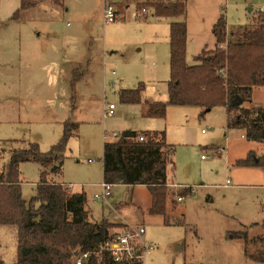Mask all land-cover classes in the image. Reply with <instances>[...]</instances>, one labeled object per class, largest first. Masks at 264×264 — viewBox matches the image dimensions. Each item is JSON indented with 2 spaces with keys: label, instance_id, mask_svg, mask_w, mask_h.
Wrapping results in <instances>:
<instances>
[{
  "label": "rangeland",
  "instance_id": "374dc122",
  "mask_svg": "<svg viewBox=\"0 0 264 264\" xmlns=\"http://www.w3.org/2000/svg\"><path fill=\"white\" fill-rule=\"evenodd\" d=\"M47 1L50 9L36 2L35 7L22 10L21 0H0V173L12 151L31 144L40 153L51 151L67 123L69 134L59 153L61 172L48 174V180L86 185L82 190L91 223L104 219L143 226V240L152 243L154 250L142 264H262L250 257L263 252L258 238L264 237V169L235 164L249 153L256 159L264 156V143L242 139V130L229 129L223 106L208 111L167 106L163 118L142 116L145 104L167 101L170 77L169 28L164 34L166 44L164 40L152 44L147 37L151 27L144 25L153 17L152 10L146 19L134 20L137 23L127 20L146 10L143 4L148 0H115L120 13L130 4L124 15L129 18L107 24L97 14L103 0ZM263 4L264 0H222L219 14L224 13L230 32L248 25ZM125 26L144 37L124 38ZM126 56L141 66L121 68L126 79L122 84L115 77L104 80L103 72L111 70L106 63L125 61ZM187 62L191 63L188 56ZM152 66L156 70L151 72ZM139 87L138 103L120 101L119 91ZM107 104L115 110L104 117ZM242 106L263 108L264 88L256 87ZM129 131L164 132L165 144L171 147L166 179L176 186L168 185L169 225L163 224L162 216L149 213L151 198L143 185L112 186L108 204L92 197L101 190L103 144L113 141L103 136ZM17 171L22 198L28 201L44 169L26 162ZM227 179L230 184L224 187ZM62 187L68 193L81 189ZM180 188L188 194L177 202ZM0 257L3 264H15L13 227H0Z\"/></svg>",
  "mask_w": 264,
  "mask_h": 264
},
{
  "label": "trees",
  "instance_id": "16d2710c",
  "mask_svg": "<svg viewBox=\"0 0 264 264\" xmlns=\"http://www.w3.org/2000/svg\"><path fill=\"white\" fill-rule=\"evenodd\" d=\"M187 1L148 0L143 4L152 10L154 17L181 20L169 25L167 101L145 104L142 116L163 118L167 106H198L206 111L213 106H223L229 129L242 130L246 140L263 144L264 107L245 108L242 103L250 101L253 88H264V12L257 11L248 25L229 32L221 11L211 28L215 47L203 49L189 65L185 56ZM35 5L33 0H21L20 8L29 9ZM140 91V87L121 90L119 99L124 104L138 103ZM67 125L62 139L51 151L40 153L32 144L27 149L12 151L8 164L0 173V227L15 228V264H75L78 252L94 251L115 227L104 219L96 223L87 221L86 196L81 189L68 193L61 184L48 181V174L61 172L59 153L69 134ZM139 136L142 142L137 140ZM164 138V132L136 134L129 131L105 142L101 158L102 183L111 187L145 186L151 198L149 213L162 216L163 224L169 225L166 205L168 185L173 183L167 182L166 170L172 161L167 157L171 147L165 144ZM26 162L38 163L44 169L34 196L28 201L22 198L17 171V166ZM235 165L264 169V156L256 159L249 153ZM176 193L182 198L188 190L180 188ZM174 203L172 197L171 204ZM258 240L262 242L263 238ZM250 259L264 264L263 252ZM0 264H3L1 259ZM82 264L114 263L105 256L99 262L91 257Z\"/></svg>",
  "mask_w": 264,
  "mask_h": 264
},
{
  "label": "crops",
  "instance_id": "0c3cea01",
  "mask_svg": "<svg viewBox=\"0 0 264 264\" xmlns=\"http://www.w3.org/2000/svg\"><path fill=\"white\" fill-rule=\"evenodd\" d=\"M33 1L38 2V3L39 2L45 3L46 6L48 7V9L51 8V6L49 5V2L47 0H33ZM221 3H222V0H188L187 1V3H186V52H185L186 62H187V56L191 60L190 64H192L193 57L197 56L203 49L211 50L215 47V39L212 36L211 28L219 16V5ZM115 4H116L115 6L117 7L118 3L116 2ZM127 5H130V4L129 3L125 4V7L121 11V13L119 12L120 10L118 8H116L117 14L119 15L120 19L122 18V16L124 19L129 18L128 14H127L126 18L124 17L126 12L128 11ZM102 9H103V5H102V8H100L99 11L97 12L98 15L99 14L102 15ZM149 11H151V10L146 9L147 15H146L145 19L148 17ZM130 16H131V19H127V20H133V22H134L136 15L134 14L133 16L132 15H130ZM150 19H151L150 21H147L144 23V25L151 27V33L147 35L149 42L152 44H157V43L162 44V41L164 40V44H166V42L168 40L164 39V37H165L164 34H165V29L169 28V26H168L170 23L168 21L169 19L161 18V17H154V16L150 17ZM134 23H137V22L135 21ZM125 27H126L127 34L123 35L124 38L132 40V39H138V38L144 37V35L142 33H138V35L135 34L132 31V29L130 28V26H125ZM162 35H163V38H162ZM155 52H157V51H154V54H156ZM127 58H130V57L126 56L125 61H122V60L118 61L116 59H114V60L110 59L106 64L109 65V70L110 69L111 70H110V72H106L105 74L103 72V79L105 80V78H111V77L114 78L115 77L118 84L124 83V81H126V79H125L124 72L121 70V68H124V69L134 68L135 69V68L141 66V63H138L137 61H134L131 58L130 59L132 61H128ZM187 64H189V63L187 62ZM112 70H114L115 73ZM155 70L156 69L153 68V66L150 67L151 72L155 71ZM254 90H255V88L252 89V91H254ZM48 181H50V179ZM53 182H56L58 184H61V185L67 186V187H71L72 190L80 189V188L82 190V189H84V187H86V185L72 184V183H69L66 181L63 182V181L53 180ZM36 184H38V182ZM20 185H21V182H20ZM173 186H176V185L173 184ZM178 187H179V185H178ZM74 191H76V190H74ZM85 196H86V193H85ZM110 196L111 195L109 194V197ZM109 197H108V199H109ZM177 198H176V201H177ZM93 199H94V197H93ZM108 199L102 203L108 204ZM84 209L87 212V214L89 213V215H91V210L89 207L87 208L85 205ZM107 222L109 224L115 226L113 228L115 231L119 230L121 228V226H123V224H127L125 222V223H117L118 225H116V224H114V222L112 223V222H109L108 220H107ZM263 225H264V218H263ZM262 238H263V240H262V244H263L262 247L263 248L262 247L261 248H262V251L264 254V237H262ZM0 259H1V257H0Z\"/></svg>",
  "mask_w": 264,
  "mask_h": 264
},
{
  "label": "built area",
  "instance_id": "2783aa9c",
  "mask_svg": "<svg viewBox=\"0 0 264 264\" xmlns=\"http://www.w3.org/2000/svg\"><path fill=\"white\" fill-rule=\"evenodd\" d=\"M260 12H264V4L259 8ZM147 12L142 9L135 16L136 19H141L146 17ZM102 19L103 24L118 22L120 20L115 7V0H103L102 9ZM113 74V73H112ZM115 106L113 104H107L103 108V116H111L114 114ZM120 135L112 133L110 136L104 135L103 138L117 139ZM242 139L244 137L242 136ZM139 142L143 141L141 136L137 137ZM204 159V157H201ZM230 184L229 179L226 180L224 187ZM100 194L94 195V199L97 200H107L109 197L111 185L106 183H101ZM177 198V201H180ZM145 229L141 225H125L119 230L111 232L109 237L97 246L94 251H81L75 256L74 263L82 264L88 261L91 257L99 262L105 256L111 260L114 264H142L145 257L152 253L154 250V245L152 243L144 242Z\"/></svg>",
  "mask_w": 264,
  "mask_h": 264
},
{
  "label": "water",
  "instance_id": "95a60500",
  "mask_svg": "<svg viewBox=\"0 0 264 264\" xmlns=\"http://www.w3.org/2000/svg\"><path fill=\"white\" fill-rule=\"evenodd\" d=\"M248 10H249V11H251V9H250V8H249ZM207 111H208V110H207Z\"/></svg>",
  "mask_w": 264,
  "mask_h": 264
}]
</instances>
